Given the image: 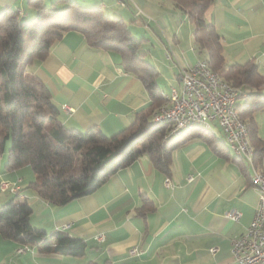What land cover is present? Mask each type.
Listing matches in <instances>:
<instances>
[{"label":"crops","instance_id":"obj_1","mask_svg":"<svg viewBox=\"0 0 264 264\" xmlns=\"http://www.w3.org/2000/svg\"><path fill=\"white\" fill-rule=\"evenodd\" d=\"M42 1L48 7L55 2L65 5L64 0ZM75 1L99 6L129 25L143 40L142 49L159 72L158 84L166 95L172 87H181L182 69L205 60V54L194 49L193 25L172 0H121L123 6L120 0ZM6 8L17 10L21 18L35 14L28 0H0V12ZM205 18L221 37L227 66L253 61L264 74V0H214ZM29 71L48 85L59 119L68 129L86 132L97 127L113 135L152 103L142 81L124 71L119 54L90 48L76 32L66 33ZM255 118L264 139V110ZM213 133L217 150L200 139L189 141L173 152L167 175L151 158L140 155L96 192L64 206L39 199L27 188L35 180L32 170L8 169V151L0 153V181L21 180L19 200L32 207V226L47 233L65 230L88 243L83 257L35 250L18 255L17 243L0 238V264H234L233 242L246 233L260 195L249 179L252 166L230 151L217 125ZM144 146L138 145L136 152ZM142 196L155 207L144 216L139 215ZM15 197L0 190V206ZM231 210L240 211L242 218L227 219L225 213ZM100 235L105 239L96 241ZM133 248L143 254L131 257ZM211 248L217 251L213 254Z\"/></svg>","mask_w":264,"mask_h":264},{"label":"trees","instance_id":"obj_2","mask_svg":"<svg viewBox=\"0 0 264 264\" xmlns=\"http://www.w3.org/2000/svg\"><path fill=\"white\" fill-rule=\"evenodd\" d=\"M64 1L63 7L55 2L48 8L42 0H28L29 7L35 10L29 20L21 18L12 8L0 12V153L8 151V169L32 170L35 180L28 189L51 205L64 206L96 192L140 155L151 158L167 175L173 152L187 142L200 139L217 150L218 140L213 131L196 128L175 135L171 133V123L153 122L156 111L168 104L171 90L166 95L158 84L160 74L143 51V40L133 35L127 23L119 17L111 18L99 6ZM172 1L193 25L194 49L205 54L203 61L223 81L241 90L235 110L249 133L254 168L264 174V139L255 118L264 110V74L253 61L226 65L221 37L205 18L214 0ZM68 32L81 34L92 49L119 54L124 71L136 76L146 87L151 106L139 112L134 122L120 132L107 135L97 127L86 132L66 128L59 119L50 88L30 73L29 68L45 60ZM141 143L145 146L137 153ZM252 176L249 179L253 186ZM17 197L0 206L1 239L17 243L18 248L29 246L42 255L86 254L85 240L65 230L47 233L33 227L32 207ZM142 197L140 216L155 209L151 199Z\"/></svg>","mask_w":264,"mask_h":264},{"label":"built area","instance_id":"obj_3","mask_svg":"<svg viewBox=\"0 0 264 264\" xmlns=\"http://www.w3.org/2000/svg\"><path fill=\"white\" fill-rule=\"evenodd\" d=\"M120 5L124 2L120 0ZM205 79L208 74L205 71L202 60L197 61L192 67L181 70L182 86L178 89L172 88V97H175V106L171 110L162 113L160 119L172 120L174 132L179 130L181 125L190 121H203L215 128L217 125L223 132L224 138L233 142L239 153L247 157L243 142L239 140V131L233 127L234 105L242 92H228V89L215 84V91H208L205 86ZM65 110H70L67 106ZM192 176L189 181H192ZM20 182L0 181L1 192H11L20 195ZM167 188H171L170 179L165 180ZM259 205L255 216L251 221L246 233L236 239L232 245V256L234 264H264V178L258 177ZM225 217L231 221H239L242 213L238 210H231L225 213ZM67 228V227H66ZM104 236L96 237V241H103ZM32 250L29 246L20 247L17 254H25ZM214 254L217 249L211 248ZM131 257H140L143 251L133 248L129 252Z\"/></svg>","mask_w":264,"mask_h":264},{"label":"bare ground","instance_id":"obj_4","mask_svg":"<svg viewBox=\"0 0 264 264\" xmlns=\"http://www.w3.org/2000/svg\"><path fill=\"white\" fill-rule=\"evenodd\" d=\"M202 63H203V66L205 68L206 73L208 74V79H205V86L207 87L208 91H215V84H218V85L222 86V88L228 89V92H241L240 89L234 88L233 86H230L225 81H223L222 78L218 74L214 73L210 69L207 62L202 60ZM171 94H172V89H171ZM171 94H170V96H168V99H169L168 105L163 106L159 111H156V113L153 115V122L154 123H163V122L165 123L166 121L169 122V124L171 123V133L175 134V135H180L182 133V131L194 130V129H196V127H200V128L207 130V131H213V127L210 126L209 123H207V122L190 121L184 125H181L179 130L174 132V125L172 124V120L160 119L162 113L169 112L171 110V106H175V97H172ZM235 108H236V105H234L233 127L237 128V130L239 131V140H240V142H243V146H244L245 150L248 151L247 157L245 155L239 153V151H237L234 143L230 142V140H228L227 138H226V143H227L229 149L231 150V152H233L236 156L246 160L248 162V164L250 166H252L251 168L254 169V173L252 176L253 185L255 187H258V177L264 178V174H262L260 172L258 173L254 168V163H253L254 149L252 148L251 143H250L249 133H248V130L246 128V125L240 119L239 115L236 113Z\"/></svg>","mask_w":264,"mask_h":264},{"label":"rangeland","instance_id":"obj_5","mask_svg":"<svg viewBox=\"0 0 264 264\" xmlns=\"http://www.w3.org/2000/svg\"><path fill=\"white\" fill-rule=\"evenodd\" d=\"M51 7V6H50ZM50 7H48V8H50ZM89 7H91V6H89ZM30 19V17L29 18H27L26 20H29ZM176 88H180V87H176ZM196 128H199V129H202V128H200V127H196ZM32 250H30L29 252H31ZM28 253V252H27Z\"/></svg>","mask_w":264,"mask_h":264}]
</instances>
